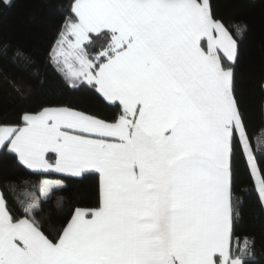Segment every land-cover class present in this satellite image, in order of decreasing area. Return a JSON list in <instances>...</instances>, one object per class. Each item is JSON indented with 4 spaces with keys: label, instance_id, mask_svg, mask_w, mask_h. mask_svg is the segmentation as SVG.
<instances>
[{
    "label": "snow or ice",
    "instance_id": "obj_1",
    "mask_svg": "<svg viewBox=\"0 0 264 264\" xmlns=\"http://www.w3.org/2000/svg\"><path fill=\"white\" fill-rule=\"evenodd\" d=\"M60 3L50 74L37 79L46 99L0 119V264H249L237 172L243 163L264 215V161L239 85L247 24L218 0ZM8 170L35 177V190L21 199ZM86 180L94 203H72L59 223L44 215L54 193Z\"/></svg>",
    "mask_w": 264,
    "mask_h": 264
},
{
    "label": "trees",
    "instance_id": "obj_2",
    "mask_svg": "<svg viewBox=\"0 0 264 264\" xmlns=\"http://www.w3.org/2000/svg\"><path fill=\"white\" fill-rule=\"evenodd\" d=\"M218 11L229 22L246 23L247 32L239 37L241 66L239 85L242 89L243 100L249 118V135L252 138L255 154L264 161L263 132L260 106L264 102V0H218ZM63 8L60 0H17V6L9 12L0 10V34L8 30L22 40L28 51L23 50L14 42L2 37L0 41V75L6 79L12 89L19 87L26 91L31 87L32 92L27 98L15 100L10 106H5L0 98V119H14L20 107L35 106L46 98L40 94L37 79L50 74V69L44 63V52L47 49L60 23ZM9 42L5 49L3 42ZM17 50L25 55H31L34 63L16 56ZM0 88L5 89L1 85ZM15 91V90H14ZM17 93V92H16ZM81 106H87V97L74 98ZM259 144V146H257ZM17 184V195L23 199L24 191H34L35 177L18 174L8 170ZM28 180V184L23 181ZM251 189V182L244 171V164L239 163L237 172L236 191L244 198L243 220L237 225V232L255 239V259L249 264H264V215L257 210L255 201L248 198L246 193ZM65 198L62 208H57V198ZM77 201H95V183L86 180L79 184H70L65 192H56L45 206L44 215L54 223H59L67 214L66 209Z\"/></svg>",
    "mask_w": 264,
    "mask_h": 264
},
{
    "label": "crops",
    "instance_id": "obj_3",
    "mask_svg": "<svg viewBox=\"0 0 264 264\" xmlns=\"http://www.w3.org/2000/svg\"><path fill=\"white\" fill-rule=\"evenodd\" d=\"M22 49L25 51H28L29 48L26 45H23ZM0 82H1V85L5 87V89L0 88V98L2 102L6 101L7 104L4 103V105L8 107L11 104H13L15 100L19 99V95L18 93H16V91H14V89H12V87H10L9 83L1 75H0ZM8 92L10 93V95L7 94ZM9 96L12 97V99L14 98L15 100L9 101L8 98L11 99Z\"/></svg>",
    "mask_w": 264,
    "mask_h": 264
},
{
    "label": "rangeland",
    "instance_id": "obj_4",
    "mask_svg": "<svg viewBox=\"0 0 264 264\" xmlns=\"http://www.w3.org/2000/svg\"><path fill=\"white\" fill-rule=\"evenodd\" d=\"M2 37L3 38H5L6 40H8V41H11V42H14L16 45H18L20 48H22L23 47V45H26L27 46V44H25L22 40H20L19 38H17L14 34H12L10 31H8V30H3L2 31ZM8 95H10V93L8 92L7 93ZM4 96H5V94H4ZM10 97V96H9ZM11 99H9L8 98V100L9 101H11V100H15L14 98L12 99V97H10ZM8 101V102H9ZM5 104H7L6 103V101H3ZM263 138H264V132H263ZM263 143H264V139H263Z\"/></svg>",
    "mask_w": 264,
    "mask_h": 264
}]
</instances>
